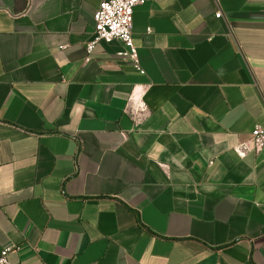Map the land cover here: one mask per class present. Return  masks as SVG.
Masks as SVG:
<instances>
[{
	"label": "crops",
	"instance_id": "crops-1",
	"mask_svg": "<svg viewBox=\"0 0 264 264\" xmlns=\"http://www.w3.org/2000/svg\"><path fill=\"white\" fill-rule=\"evenodd\" d=\"M0 0V251L11 264H264V0ZM221 12V17L216 13Z\"/></svg>",
	"mask_w": 264,
	"mask_h": 264
},
{
	"label": "built area",
	"instance_id": "built-area-1",
	"mask_svg": "<svg viewBox=\"0 0 264 264\" xmlns=\"http://www.w3.org/2000/svg\"><path fill=\"white\" fill-rule=\"evenodd\" d=\"M149 1L152 0H102L94 13V35L86 45L88 54L92 53L100 41L117 39L126 46L121 54L131 58L136 68L143 72L133 40L132 24L135 7ZM216 17L220 18L221 12H217ZM237 150L241 155L251 150L264 151V126L257 124L252 131L250 143H242ZM12 251V247L0 251V264H11L9 255Z\"/></svg>",
	"mask_w": 264,
	"mask_h": 264
}]
</instances>
